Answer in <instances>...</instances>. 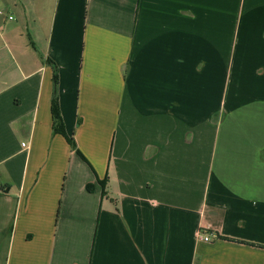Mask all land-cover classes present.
<instances>
[{
    "label": "crops",
    "instance_id": "0c3cea01",
    "mask_svg": "<svg viewBox=\"0 0 264 264\" xmlns=\"http://www.w3.org/2000/svg\"><path fill=\"white\" fill-rule=\"evenodd\" d=\"M0 264H264V0H0Z\"/></svg>",
    "mask_w": 264,
    "mask_h": 264
},
{
    "label": "trees",
    "instance_id": "16d2710c",
    "mask_svg": "<svg viewBox=\"0 0 264 264\" xmlns=\"http://www.w3.org/2000/svg\"><path fill=\"white\" fill-rule=\"evenodd\" d=\"M58 85H59V73L57 67L55 66L54 75H53V97H52L53 131L54 133L63 134L67 138L71 146L77 150L74 137H69L65 131V124L60 108ZM102 183L104 186L106 185L105 181H103ZM88 189L92 190V186H89Z\"/></svg>",
    "mask_w": 264,
    "mask_h": 264
},
{
    "label": "built area",
    "instance_id": "2783aa9c",
    "mask_svg": "<svg viewBox=\"0 0 264 264\" xmlns=\"http://www.w3.org/2000/svg\"><path fill=\"white\" fill-rule=\"evenodd\" d=\"M199 241L201 242H210L211 241V235L204 234L202 231L199 233Z\"/></svg>",
    "mask_w": 264,
    "mask_h": 264
}]
</instances>
